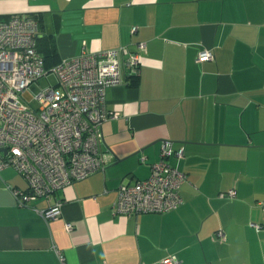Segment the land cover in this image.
Masks as SVG:
<instances>
[{"label":"crops","instance_id":"obj_1","mask_svg":"<svg viewBox=\"0 0 264 264\" xmlns=\"http://www.w3.org/2000/svg\"><path fill=\"white\" fill-rule=\"evenodd\" d=\"M12 14L36 17L48 62L146 48L136 74L121 56L122 83L105 89V109L117 116L101 126L100 150L110 154L102 171L18 206L6 184L26 182L0 170V264H62L58 252L65 264H159L168 255L178 264H264L256 205L264 201V0H0V18ZM206 48L213 59L197 61ZM167 141L166 161L187 177L181 204L115 213L117 187L148 177ZM232 188L235 197L218 196ZM57 199L61 213L45 221L37 211Z\"/></svg>","mask_w":264,"mask_h":264},{"label":"built area","instance_id":"obj_2","mask_svg":"<svg viewBox=\"0 0 264 264\" xmlns=\"http://www.w3.org/2000/svg\"><path fill=\"white\" fill-rule=\"evenodd\" d=\"M132 32L136 27H132ZM38 21L30 14H12L0 18V170L12 167L26 182V188L6 184L18 206L48 199L56 191L102 171L110 154L100 150L102 123L117 113L105 109V89L122 83L121 56L137 73L144 42L138 52L127 46L81 52L63 58L50 69L44 67L37 49ZM212 49H202L197 61L212 60ZM54 73L56 82L35 95L36 105L22 100L26 89L40 77ZM4 149L5 152L2 150ZM170 143L161 147L159 159L151 164L150 174L133 184L117 187L113 211L121 215L163 213L176 209L182 202L180 187L186 174L166 158L172 154ZM183 156V148L175 151ZM235 197V190L218 194ZM264 210V201H257ZM61 201L37 212L45 221L61 213ZM256 231L261 226L251 223ZM71 222L65 230L71 231ZM219 240L224 233L216 231ZM64 263L63 256L58 252ZM159 264H178L168 255Z\"/></svg>","mask_w":264,"mask_h":264},{"label":"rangeland","instance_id":"obj_3","mask_svg":"<svg viewBox=\"0 0 264 264\" xmlns=\"http://www.w3.org/2000/svg\"><path fill=\"white\" fill-rule=\"evenodd\" d=\"M56 82V76L54 73L49 72L31 83L29 87L24 92L23 96L20 98L25 101H29L31 104L36 105L35 95L40 92V90L47 88L48 86H54Z\"/></svg>","mask_w":264,"mask_h":264},{"label":"trees","instance_id":"obj_4","mask_svg":"<svg viewBox=\"0 0 264 264\" xmlns=\"http://www.w3.org/2000/svg\"><path fill=\"white\" fill-rule=\"evenodd\" d=\"M34 17H35V16H34ZM35 18H36V17H35ZM36 41H37V43H38L39 39L36 38ZM37 49H38V51H39L38 44H37ZM39 52H40V51H39ZM40 54H41V52H40ZM41 55H42V54H41ZM42 57H43V61H44V67H45L46 69H50V68L53 67L56 63L59 62V60L54 59V54L51 56V59H53V60H50L49 62H48V60L46 59V56H43V55H42ZM49 57H50V56H49ZM51 61H53V62L50 63Z\"/></svg>","mask_w":264,"mask_h":264},{"label":"water","instance_id":"obj_5","mask_svg":"<svg viewBox=\"0 0 264 264\" xmlns=\"http://www.w3.org/2000/svg\"><path fill=\"white\" fill-rule=\"evenodd\" d=\"M39 37V35L38 34H36V38H38ZM168 142V141H167ZM165 143V142H164ZM163 143V144H164ZM168 144H169V142H168ZM4 152H5V150L4 149H2Z\"/></svg>","mask_w":264,"mask_h":264}]
</instances>
